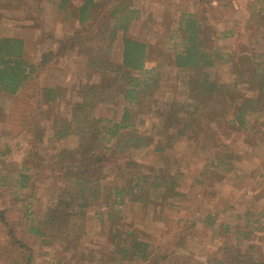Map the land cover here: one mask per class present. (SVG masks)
Returning <instances> with one entry per match:
<instances>
[{"label":"trees","instance_id":"trees-1","mask_svg":"<svg viewBox=\"0 0 264 264\" xmlns=\"http://www.w3.org/2000/svg\"><path fill=\"white\" fill-rule=\"evenodd\" d=\"M36 1L19 12L20 0H0V27L28 28L40 46L32 60L23 37L0 36V97H22L20 128L28 141L15 174L6 166L13 151L0 145V164L8 170L0 175L2 196L21 207L16 220L0 208L9 244L0 245V264H35L29 239L58 246L47 264H192L189 240L199 224L222 238L203 264H264L254 247L264 239V209L244 206L219 220V209L207 206L221 174L249 178L252 193L264 184V0L251 3L254 47L240 43L232 50L215 42L234 35L233 27H216L223 0H196L200 13L182 9L175 31L161 42L133 33L140 18L134 0H45L53 18L76 24L61 36L40 22ZM71 54L85 63L59 69L53 82L34 81L37 70ZM219 64L234 71L221 73ZM162 80L173 97L156 131L135 107L144 99L158 104ZM4 117L0 106V129ZM44 123L53 140L74 145L45 151ZM236 134L243 138L241 152L230 145ZM179 140L195 142L203 156L191 182L200 195L195 214L190 190L180 189L184 156L176 161L169 154ZM258 147L262 164L244 169L242 161L252 160ZM138 151L151 152L155 162H139ZM38 184L42 196L35 193ZM91 208L106 230V245L88 241ZM152 222L162 223L164 241L151 238Z\"/></svg>","mask_w":264,"mask_h":264},{"label":"rangeland","instance_id":"rangeland-1","mask_svg":"<svg viewBox=\"0 0 264 264\" xmlns=\"http://www.w3.org/2000/svg\"><path fill=\"white\" fill-rule=\"evenodd\" d=\"M8 1V0H7ZM26 1L20 0V4L17 5V11L22 12L26 7ZM13 2V1H12ZM37 10L39 14V20L46 27L47 30L52 32L55 36H61L65 30L72 29L74 25L68 22L63 24L61 21L53 18L50 13L49 6L45 0H37ZM226 3V7L219 9L218 15L221 17L220 21L216 23V27H233L234 35L226 38H219L215 42L222 49L232 50L236 48L238 44L244 43L250 47H254L255 39L257 35H254L256 27H251V3L252 0H223ZM15 3V2H14ZM76 0H72V4H76ZM134 5L140 10V18L134 25L133 33L142 35H149L158 42L164 40V34L167 32H174L177 27V19L179 13L182 9H188L194 13H200L203 8H200L196 0H134ZM221 11V12H220ZM216 12V14H217ZM224 16V18H223ZM216 22V17L213 18ZM147 22L148 31L141 29V24ZM1 35H13L23 37L25 40L26 54L29 59L35 60L39 55V45L38 42L35 43L33 32L28 28L4 25L0 27ZM120 42L116 45V55L117 48ZM85 63L84 60L80 59L77 55L71 54L67 59H62L58 63L51 65L48 70H37L33 74L34 81L38 83H50L53 82L58 74V70L65 67H77L79 64ZM218 70L221 73H232L234 70L229 64H219ZM171 75V73H170ZM170 82V81H168ZM169 83L160 81V90L158 95V104L151 103L149 100L144 99L136 105V111L139 118L145 119L146 124L153 123L155 129L160 131L161 126V113L165 109V104L167 105L172 97L173 92L168 87ZM0 106L4 109V125L0 129V145H7L13 151V155L7 156L6 166L8 170L11 168L13 174L17 173L15 167L20 165V156L22 152L27 148L28 141H26L22 136L20 118L22 116V110H24V101L22 97H0ZM109 116H113V112H107ZM42 137L45 145V151L52 149L51 147H72L74 141L71 139L63 141L53 140L49 133L46 124H43ZM175 130L176 128H172ZM242 135L236 134L230 140L231 148L234 151L241 152L243 148ZM194 143L192 141L179 140L175 144V147L170 151V155H175V160L181 156L184 159L181 161V185L180 189L183 191L190 190L189 206L193 214L198 213L197 205L199 204L200 195L196 196V190L192 186V180H194L202 167L203 156L199 153V150L194 148ZM261 149L258 147L254 149L251 155V159H244L242 161L244 169L248 167H256L262 164V153ZM136 159L139 162L150 164L155 162V156L149 151H138L136 153ZM3 169L0 164V175L6 173L8 170ZM264 171V170H263ZM15 176V175H14ZM192 182V183H191ZM215 190L216 197L207 206L217 207L219 209V220H224L226 215L231 216L237 211H241L244 206H251L253 210L264 209V184L262 188L256 192L252 193L246 188V184L250 182L249 178L244 181H239L238 176H233L230 173L221 174L218 176L216 181ZM44 186L37 185L35 188V193L37 196H42ZM194 204V205H193ZM43 200L37 202L36 209L42 208ZM0 208H4L6 214L12 219H18L21 207L20 202L12 200L11 197L2 196V189H0ZM96 208H91L88 215V241L90 244L106 245L108 242V236L103 225L97 219L98 214L95 213ZM129 214L131 212L128 211ZM150 219H147V222ZM162 223H151L150 228H148V233L154 241H164L165 237L161 234ZM190 241L189 251L187 254L188 261L192 264H203L204 261L209 257L210 254L218 248L222 242V238L214 234V232L209 231L204 227V225H198L194 229L193 238ZM29 244L32 246L34 253L36 255L35 264H47L51 259L57 256L58 246H51L45 243H40L34 239H29ZM0 245H9L7 241V235L5 229L0 226ZM255 254L258 257H264V239L262 241L255 242ZM13 251V249H12Z\"/></svg>","mask_w":264,"mask_h":264}]
</instances>
